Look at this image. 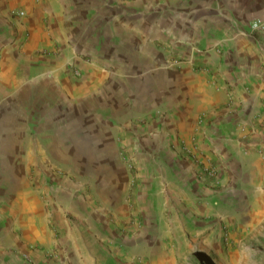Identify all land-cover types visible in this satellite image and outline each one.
<instances>
[{"label": "rangeland", "instance_id": "obj_1", "mask_svg": "<svg viewBox=\"0 0 264 264\" xmlns=\"http://www.w3.org/2000/svg\"><path fill=\"white\" fill-rule=\"evenodd\" d=\"M39 2L27 7L8 1L9 23L0 25V42L5 40L0 46V197L25 195L28 189H34L48 202V195H58L64 181L72 184L76 180L83 184L75 193L76 200L81 198L83 203V216L79 206L75 207L77 214L69 216L77 226L75 240L65 239L60 225L52 222L55 232L51 244L30 246L27 263L264 264V190L254 189L256 184L242 175L240 181L231 183L230 176L228 179L223 174L225 159L222 158L221 169L219 161L202 146L199 133L187 134L181 129L176 134H166L163 141H168L171 149L194 166L198 183L212 197L209 214H191L189 207L179 206L175 200L172 206H165L166 199L169 204L171 201L169 191L159 193L155 204L151 202L152 197L144 199L141 192L142 186L148 183L142 181L140 163L147 161L150 165V161L159 157L158 152L154 154L141 145L153 139L155 128L171 109L166 103L157 104L156 98L165 99L176 88L159 85L157 72L166 63L174 71L219 72L222 46L210 45L201 37L211 24H222V0L81 3L69 20V32L76 38L73 42L81 38L80 46L74 50L70 44L68 50L62 49L58 44L64 40L53 35L50 48L40 47L29 52L26 45L30 27L25 23ZM62 3L60 17L67 13L66 1ZM21 12L24 16L17 14ZM43 16L46 29L52 34L50 13ZM171 33L179 38V43H170ZM127 37H131V43ZM5 45L11 49L15 46L30 63L57 61L63 65L60 63L58 70L39 67L26 71L23 66L18 67L14 75H20V79L11 82L6 79V71L1 70ZM40 56L49 59L43 60ZM201 60L213 61L214 67L202 64ZM131 70H142L145 75L127 79ZM142 71L136 76H141ZM2 72L5 76H1ZM48 77L76 79L82 83L101 80L102 90L88 92L83 103L73 101L70 96L69 100L61 93L57 98L65 101L67 107L71 106V110L65 111L56 107L60 103L55 100L56 95L28 97L36 91L40 93L42 87L37 89L35 83ZM161 88L163 92L159 95L157 90ZM179 88L183 89L180 85ZM19 93H26L28 98L16 101ZM93 95L102 97L103 101H85ZM146 101L149 104L144 106ZM80 104L81 109L73 108ZM107 105L114 108V121L105 109ZM144 107L148 110L143 112ZM208 117L206 113L199 116L200 126ZM109 121L116 127L112 128ZM125 123L130 129L125 128L128 130L124 132ZM165 123L168 125V119ZM101 141L108 144L102 146ZM112 161L119 165L116 177L123 179L125 168L128 183L123 190V204L108 209L106 218H101L92 210L99 205L96 199L99 193L93 185H100L99 179L106 182L105 168ZM221 171L227 179H222V184ZM92 217L94 222H88L87 218ZM33 253L40 254V258H35Z\"/></svg>", "mask_w": 264, "mask_h": 264}, {"label": "crops", "instance_id": "obj_2", "mask_svg": "<svg viewBox=\"0 0 264 264\" xmlns=\"http://www.w3.org/2000/svg\"><path fill=\"white\" fill-rule=\"evenodd\" d=\"M8 1L12 5L30 7L38 0H0V25L2 26H8L7 23H9ZM39 1L35 5L37 9L25 23V25L30 27V40L26 45L27 50L32 52L40 47L50 48L53 43V35L58 36L59 40L61 38L64 40L62 42L58 41V45L62 49L68 50L70 44L74 46V50L80 46L82 39L79 38L74 43L75 35L69 32L70 14L81 3H91L96 0ZM63 1H66L64 6L67 8V13L64 17H60L59 4L61 5ZM47 12L50 13L52 19V34L47 31L43 20V15ZM257 21L262 22V26L258 30H253L252 25ZM205 30L204 35L201 37L202 40L210 45L222 46L224 51L220 70L218 69L219 74L217 72L212 73V71H204L200 74H195L189 70L174 71L172 67H167V63L162 65L164 68L159 69L157 72L160 77L158 79L159 85L176 88L173 90L175 94L173 91L171 92L174 95L170 94L171 96H167L165 99L156 98V103H166V106L171 108L170 110L173 112L170 113L169 110L168 115L161 118L163 122L155 128V132L152 134L153 139H147L141 145L144 149L154 154L158 152L160 158L156 157L154 162L150 161V165L147 161L140 163L142 181L145 184L148 183L142 186L141 192L144 194L142 196L144 199L152 197L151 202L155 204L154 199L159 197V193L169 191L172 195L171 201L169 204V200L166 199L165 206H172V200H175L177 205L189 207V210L192 211L191 214L196 213L201 216L209 214L210 210H212V197L198 183L192 163L188 159H182L176 151L170 148V143L163 141V139L166 134L167 136L170 133L176 134L181 129L185 130L187 134L199 133L203 143L202 146L213 158L219 161L218 164L221 169L222 158L225 159L223 174L227 175L228 179L230 176L231 183L240 181L239 176L241 175L242 177L246 176L251 183L254 182L256 184L254 189L263 192L264 0H222V24L221 22L213 23ZM11 31L9 28L8 32L10 33ZM8 32L5 30V33L8 34ZM2 36L5 37L4 34ZM81 36L85 35L82 34ZM171 36L172 33L170 34ZM131 37H127L129 43H131ZM6 38H8V35H6ZM175 41L179 43V38L174 35L171 37L170 43ZM3 42H0V46H3ZM6 47L3 50L5 62L1 70L6 71V79L11 82H16V80L19 81L20 79V75H14V72L18 71V67L23 66L26 71L39 67L48 68V70H50L49 68L58 70V66L61 63L57 61L56 63L50 61L47 63H30L26 57L20 55L15 46L14 49L9 48V46ZM194 56L196 55L194 54L193 58ZM40 58L43 60L49 59L46 57L45 59L42 56ZM201 63L212 66L213 61L201 60ZM61 64L63 65V63ZM135 71L131 70L128 72L126 75L127 79H140L145 75L142 70ZM139 71H142L141 76H136ZM3 74L2 72L1 76H5ZM93 80L82 83L76 79L62 77H55V79L52 77L43 78L35 83L37 89L42 87L40 93L36 91L34 95H29L28 97L37 95L38 97L46 98V95H56L55 97L57 98L62 93L61 95L65 98L70 96L73 101H81L83 103V98L87 96L88 92L98 93L102 90V86H100L101 80ZM179 85L183 88L182 90ZM180 90L183 93V97L178 92ZM167 91L169 90L167 89ZM162 92V88L157 90L159 95ZM93 96L85 101L95 103L103 101L102 97ZM28 97L26 93H19L16 101H20V99L26 100ZM158 99H160L159 102ZM55 100L60 101L56 106L57 108L61 107L65 111L68 108L71 110V106L67 107L66 103H63L65 101L58 98ZM148 102L151 103V99ZM148 102L146 101L144 106L149 104ZM230 103L233 105L231 104L230 106ZM81 107L82 104L73 108L78 110ZM105 109L111 113L110 117L114 121L116 116L114 108L107 105ZM146 110H148V107L143 108V112ZM145 113L147 114L148 111ZM205 113L209 116L206 118L208 120L203 123V126H200L199 116ZM99 117H97V121ZM167 119L168 125L165 123ZM211 120L213 121L212 123ZM128 121L129 117L127 123ZM111 122L109 121V123ZM127 123L123 126L124 132L130 129V126L126 125ZM111 126L112 128L116 127L114 122H112ZM111 131L114 133V130ZM101 144L105 146L108 141L107 143L101 141ZM102 148L110 149V147ZM118 166L115 161L107 163L105 168L106 182H102L103 179L97 178L100 185H93V188L97 187L96 191L99 193L96 195L99 205L97 209L94 210L96 208L94 207L92 210L96 213V216L101 218H106L108 209L120 207L121 202L122 204L124 202L122 197L123 190L126 187V183H128V173L123 168L124 178L116 177L115 173L119 169ZM222 179H224V176H222L221 171V184ZM224 180L227 179L225 178ZM64 184L63 188L64 186L65 188H62L58 195H48V202H45L46 199H42L34 189H28L25 195L16 193L0 197V264H29L27 263L26 253L29 251L30 246H48L51 244L55 232L52 222H57L60 225L65 239L75 240L77 238V226L73 224L75 220L69 216L71 213L77 214L75 207L78 206L82 207L79 213L83 216L81 198L79 201L75 198L76 190L83 184L76 180L72 181V184L64 181ZM90 196L92 195L90 194ZM221 197L219 199L220 203H222ZM219 214L221 215L222 213ZM94 220L95 217L87 218L88 222H94ZM39 256L40 254H34L37 259L40 258Z\"/></svg>", "mask_w": 264, "mask_h": 264}, {"label": "built area", "instance_id": "obj_3", "mask_svg": "<svg viewBox=\"0 0 264 264\" xmlns=\"http://www.w3.org/2000/svg\"><path fill=\"white\" fill-rule=\"evenodd\" d=\"M17 14L20 15V16H24V12L17 13ZM261 26H262V22L257 21V22H255V23H253V25H252V29H253V30H258V29L261 28Z\"/></svg>", "mask_w": 264, "mask_h": 264}]
</instances>
